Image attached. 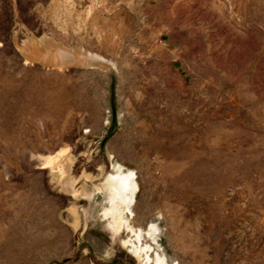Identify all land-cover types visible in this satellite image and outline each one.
I'll list each match as a JSON object with an SVG mask.
<instances>
[{
  "label": "rangeland",
  "instance_id": "rangeland-1",
  "mask_svg": "<svg viewBox=\"0 0 264 264\" xmlns=\"http://www.w3.org/2000/svg\"><path fill=\"white\" fill-rule=\"evenodd\" d=\"M0 264H264V0H0Z\"/></svg>",
  "mask_w": 264,
  "mask_h": 264
},
{
  "label": "bare ground",
  "instance_id": "bare-ground-1",
  "mask_svg": "<svg viewBox=\"0 0 264 264\" xmlns=\"http://www.w3.org/2000/svg\"><path fill=\"white\" fill-rule=\"evenodd\" d=\"M57 55L58 56H56V58L59 57L62 61H64L63 58H65L69 54L66 55V53L64 51H59ZM68 59H70V58H68ZM60 64H62V63H60ZM60 154H61V152H60ZM59 157H60V155H59ZM55 158H57V157H55ZM61 158H62V156H61ZM55 160L56 159H54L53 157H48L47 158V162H53ZM60 161H61V159H60ZM131 175H132L131 173H129V174H121V175L120 174H116L115 176L107 177V179L105 180V185H107L110 188V190L112 191L111 192L112 193V197L113 198H118L119 201H121L122 204H124V205H127L128 198L130 197V196L129 197L127 196V192L130 191V195H131L133 193V191H134V188H135V184L133 182V179H132Z\"/></svg>",
  "mask_w": 264,
  "mask_h": 264
},
{
  "label": "water",
  "instance_id": "water-1",
  "mask_svg": "<svg viewBox=\"0 0 264 264\" xmlns=\"http://www.w3.org/2000/svg\"><path fill=\"white\" fill-rule=\"evenodd\" d=\"M115 116H116V112H115V110L113 109V110H112V115H111V126H113L114 123H115Z\"/></svg>",
  "mask_w": 264,
  "mask_h": 264
}]
</instances>
